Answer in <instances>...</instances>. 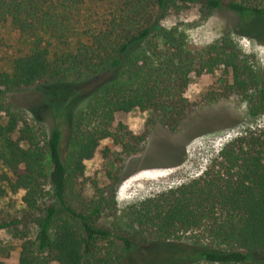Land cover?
I'll return each instance as SVG.
<instances>
[{
	"label": "trees",
	"instance_id": "trees-1",
	"mask_svg": "<svg viewBox=\"0 0 264 264\" xmlns=\"http://www.w3.org/2000/svg\"><path fill=\"white\" fill-rule=\"evenodd\" d=\"M189 4L204 16L234 12L249 35L264 34V0H0V28L31 42L0 71V202L23 192L20 209L0 206V230L20 241L18 264H129L130 253L152 243L181 247L163 264H264V126L227 140L199 176L122 209L115 191L105 196L86 174L104 140L125 156L143 150L145 133L122 122L113 129L117 113L153 110L177 129L193 75L222 70L231 77L222 92L239 95L250 116L264 114V68L229 37L194 52L185 31L167 25ZM60 79H70L69 98L87 99L67 135L59 124L47 134L7 105L14 91ZM41 87L34 114L53 104ZM90 183L98 191L91 198Z\"/></svg>",
	"mask_w": 264,
	"mask_h": 264
},
{
	"label": "rangeland",
	"instance_id": "rangeland-1",
	"mask_svg": "<svg viewBox=\"0 0 264 264\" xmlns=\"http://www.w3.org/2000/svg\"><path fill=\"white\" fill-rule=\"evenodd\" d=\"M94 7V3H89L83 13L87 15ZM166 23L168 26L177 24L185 31L187 47L194 52H201L229 37L252 66L259 70L264 68V34L249 35L243 28L244 21L234 12L215 10L204 16L199 5L189 4L183 5L178 14H170ZM52 43L53 51L57 50L55 42ZM30 45L31 42L21 39L17 32L0 28V71H9L12 59L27 52ZM225 79L231 82V77L223 75L222 70L200 77L192 76L185 93L190 102L189 113L175 130L164 125L153 110L135 109L129 113H117L113 129L122 122L137 135L145 133L144 148L137 154L125 156L120 147L112 146L110 139L102 141L94 158L86 162V174L90 181H97L105 196L115 191L118 207L122 209L202 174L227 140L249 127L264 126V114L257 118L250 116L248 104L239 95L222 92L220 86ZM57 82L56 85L46 86L52 83L50 81L14 91L8 95L7 105L24 113L30 123L43 128L47 134L59 124L67 135L72 113L78 114L83 110L87 99L69 98L71 85L67 83L70 79ZM37 87L43 89L44 95L49 96L53 104L34 114L29 108L39 102L40 96L33 93ZM61 107L66 108L62 115ZM35 116L41 119L42 125L33 121ZM107 145L111 146L112 152L106 155L103 151ZM97 192L90 183L87 196L91 198ZM22 194L20 192L2 200L0 206L20 209ZM19 245L20 241L14 238L11 230H0V264H18ZM179 253L181 247L176 243H152L135 249L127 260L129 264H163V256ZM187 264H203V261Z\"/></svg>",
	"mask_w": 264,
	"mask_h": 264
}]
</instances>
